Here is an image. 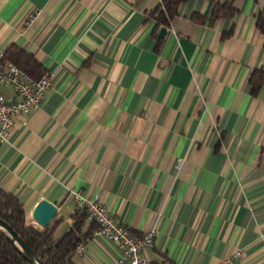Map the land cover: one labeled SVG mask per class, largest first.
Masks as SVG:
<instances>
[{
    "label": "crops",
    "instance_id": "1",
    "mask_svg": "<svg viewBox=\"0 0 264 264\" xmlns=\"http://www.w3.org/2000/svg\"><path fill=\"white\" fill-rule=\"evenodd\" d=\"M227 1L233 13L211 19ZM158 2L0 0V50L54 72L0 143V186L32 223L52 201L56 234L77 189L133 234L156 227L141 252L152 264H264V79L255 94L249 81L264 71V0H186L167 26L147 19ZM0 96L18 98L3 84ZM82 244L77 264L122 252L94 230Z\"/></svg>",
    "mask_w": 264,
    "mask_h": 264
},
{
    "label": "trees",
    "instance_id": "2",
    "mask_svg": "<svg viewBox=\"0 0 264 264\" xmlns=\"http://www.w3.org/2000/svg\"><path fill=\"white\" fill-rule=\"evenodd\" d=\"M184 1L186 0H159L147 13V19L154 20L156 25L167 26ZM232 13L233 6L227 1L224 4L216 3L210 17L213 19L229 16ZM192 17L202 20L198 14H193ZM256 26L264 34V15L261 13L256 18ZM3 53L5 58L34 78H38L44 72L34 56L20 47L10 45ZM263 79V70H253L249 78L252 93H257ZM0 217L11 225L43 264H77L74 260L77 245L84 242L97 227V223L91 222L84 229L85 212L74 210L70 214V226L62 234H56L58 225L63 221L57 213L45 227L40 228L29 220L23 202L1 186ZM0 264H31L2 231H0Z\"/></svg>",
    "mask_w": 264,
    "mask_h": 264
},
{
    "label": "built area",
    "instance_id": "3",
    "mask_svg": "<svg viewBox=\"0 0 264 264\" xmlns=\"http://www.w3.org/2000/svg\"><path fill=\"white\" fill-rule=\"evenodd\" d=\"M40 11V7H31L26 13V22L35 19ZM53 74V71L47 70L38 78H34L5 58L3 51L0 50V84L13 87L18 97L15 100H8L0 96V143L8 139L9 127L16 115L38 107L44 91L50 86ZM71 194L75 210L84 211L87 220L97 223L94 233L115 241L121 248L122 252L115 263L108 264H152L141 252L145 247L152 245L157 232L156 227H150L138 235L133 234L95 198L89 197L79 189L72 190ZM82 248L81 242L77 245L75 254L80 253ZM225 261H228V258Z\"/></svg>",
    "mask_w": 264,
    "mask_h": 264
},
{
    "label": "water",
    "instance_id": "4",
    "mask_svg": "<svg viewBox=\"0 0 264 264\" xmlns=\"http://www.w3.org/2000/svg\"><path fill=\"white\" fill-rule=\"evenodd\" d=\"M166 31L165 27H161L159 35H163ZM57 213V206L45 197H41L30 211V216L34 224L40 228L45 227ZM0 231H2L10 241L15 245L18 251L31 264H43L42 261L34 254L24 240L16 233V231L0 217Z\"/></svg>",
    "mask_w": 264,
    "mask_h": 264
},
{
    "label": "rangeland",
    "instance_id": "5",
    "mask_svg": "<svg viewBox=\"0 0 264 264\" xmlns=\"http://www.w3.org/2000/svg\"><path fill=\"white\" fill-rule=\"evenodd\" d=\"M36 225V224H35Z\"/></svg>",
    "mask_w": 264,
    "mask_h": 264
}]
</instances>
